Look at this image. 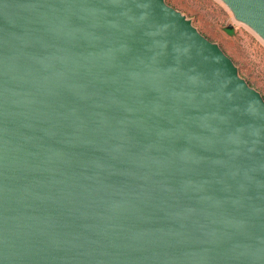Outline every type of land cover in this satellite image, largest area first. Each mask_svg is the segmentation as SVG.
I'll list each match as a JSON object with an SVG mask.
<instances>
[{
    "label": "water",
    "instance_id": "95a60500",
    "mask_svg": "<svg viewBox=\"0 0 264 264\" xmlns=\"http://www.w3.org/2000/svg\"><path fill=\"white\" fill-rule=\"evenodd\" d=\"M0 264H264V95L193 16L0 0Z\"/></svg>",
    "mask_w": 264,
    "mask_h": 264
},
{
    "label": "rangeland",
    "instance_id": "374dc122",
    "mask_svg": "<svg viewBox=\"0 0 264 264\" xmlns=\"http://www.w3.org/2000/svg\"><path fill=\"white\" fill-rule=\"evenodd\" d=\"M194 17V23L238 64L240 73L264 95V47L244 28L235 26L232 34L223 27L229 21L227 12L214 0H167Z\"/></svg>",
    "mask_w": 264,
    "mask_h": 264
},
{
    "label": "trees",
    "instance_id": "16d2710c",
    "mask_svg": "<svg viewBox=\"0 0 264 264\" xmlns=\"http://www.w3.org/2000/svg\"><path fill=\"white\" fill-rule=\"evenodd\" d=\"M226 30V33H228V34H232L233 33V29L232 30H227V29H225ZM253 85V84H252ZM259 90H260V88L259 87H257Z\"/></svg>",
    "mask_w": 264,
    "mask_h": 264
},
{
    "label": "flooded vegetation",
    "instance_id": "af4514ba",
    "mask_svg": "<svg viewBox=\"0 0 264 264\" xmlns=\"http://www.w3.org/2000/svg\"><path fill=\"white\" fill-rule=\"evenodd\" d=\"M201 30V29H200ZM224 31H226L225 29H223ZM202 31V30H201Z\"/></svg>",
    "mask_w": 264,
    "mask_h": 264
}]
</instances>
